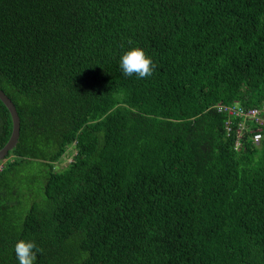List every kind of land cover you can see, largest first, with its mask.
Returning <instances> with one entry per match:
<instances>
[{
    "label": "trees",
    "instance_id": "1",
    "mask_svg": "<svg viewBox=\"0 0 264 264\" xmlns=\"http://www.w3.org/2000/svg\"><path fill=\"white\" fill-rule=\"evenodd\" d=\"M0 88V264H264V0H0Z\"/></svg>",
    "mask_w": 264,
    "mask_h": 264
},
{
    "label": "clouds",
    "instance_id": "2",
    "mask_svg": "<svg viewBox=\"0 0 264 264\" xmlns=\"http://www.w3.org/2000/svg\"><path fill=\"white\" fill-rule=\"evenodd\" d=\"M119 67L126 77L135 75L138 79H145L153 74L156 66L142 48L132 47L120 56ZM14 252L19 264H36L43 249L33 240L20 239L14 246Z\"/></svg>",
    "mask_w": 264,
    "mask_h": 264
},
{
    "label": "built area",
    "instance_id": "3",
    "mask_svg": "<svg viewBox=\"0 0 264 264\" xmlns=\"http://www.w3.org/2000/svg\"><path fill=\"white\" fill-rule=\"evenodd\" d=\"M219 111L227 113L229 116L238 117L241 119L237 131L239 136L245 126V120L256 121V123L264 124V103L262 106L246 107L243 105H230V106H217ZM228 131H231V127L228 124ZM253 138L255 142L259 143L262 138L260 128H253ZM239 144V143H238Z\"/></svg>",
    "mask_w": 264,
    "mask_h": 264
},
{
    "label": "water",
    "instance_id": "4",
    "mask_svg": "<svg viewBox=\"0 0 264 264\" xmlns=\"http://www.w3.org/2000/svg\"><path fill=\"white\" fill-rule=\"evenodd\" d=\"M0 98L8 107L13 118V130L11 137L8 143L2 149H0V160H1L3 157H5L8 151L16 145L18 141L20 134V116L17 111L16 105L14 104L12 99L1 88H0Z\"/></svg>",
    "mask_w": 264,
    "mask_h": 264
},
{
    "label": "rangeland",
    "instance_id": "5",
    "mask_svg": "<svg viewBox=\"0 0 264 264\" xmlns=\"http://www.w3.org/2000/svg\"><path fill=\"white\" fill-rule=\"evenodd\" d=\"M72 150V147H69L66 153L64 154V158L58 162L57 166H64L66 165L71 159H72V154H70V151Z\"/></svg>",
    "mask_w": 264,
    "mask_h": 264
}]
</instances>
